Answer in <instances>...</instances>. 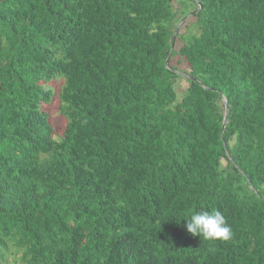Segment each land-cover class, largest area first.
<instances>
[{"label":"trees","instance_id":"16d2710c","mask_svg":"<svg viewBox=\"0 0 264 264\" xmlns=\"http://www.w3.org/2000/svg\"><path fill=\"white\" fill-rule=\"evenodd\" d=\"M58 79L60 141L42 110ZM212 209L231 239L187 232ZM11 257L264 264V0H0V264Z\"/></svg>","mask_w":264,"mask_h":264},{"label":"rangeland","instance_id":"374dc122","mask_svg":"<svg viewBox=\"0 0 264 264\" xmlns=\"http://www.w3.org/2000/svg\"><path fill=\"white\" fill-rule=\"evenodd\" d=\"M174 5L176 8L180 7L176 2L174 3ZM180 23H181L180 29H181L182 33L184 34L187 31L185 29V28H187L186 25L195 23V19L192 16H189L186 18V20H184ZM191 31H192V33H194V28H192ZM175 42H176V40H175ZM175 42H174V48H176L177 50H180L181 47L183 46L184 42L179 41L176 45H175ZM180 69L183 72L188 71L185 66H181ZM183 72H180V74L183 75V79H179V81L176 84V92H177L180 100L184 97V95L187 91V87H188V85L186 84V79H185L186 74ZM55 81H53L54 82L53 84L47 85V87L53 91L52 102L50 105H44L42 107V110L45 111L49 115L50 122H51V124L55 130L54 138L57 141H60L64 132H65L66 126L68 124V120L62 116L61 111H60L61 103H60L59 98H60V94L62 92V89L64 87V79H58L56 82ZM3 264H14V258L11 257L8 260V262L3 263Z\"/></svg>","mask_w":264,"mask_h":264},{"label":"clouds","instance_id":"9594fccd","mask_svg":"<svg viewBox=\"0 0 264 264\" xmlns=\"http://www.w3.org/2000/svg\"><path fill=\"white\" fill-rule=\"evenodd\" d=\"M185 220H187V232L194 237H200L202 241H227L231 239L233 234L226 217L216 209L193 212Z\"/></svg>","mask_w":264,"mask_h":264},{"label":"water","instance_id":"95a60500","mask_svg":"<svg viewBox=\"0 0 264 264\" xmlns=\"http://www.w3.org/2000/svg\"><path fill=\"white\" fill-rule=\"evenodd\" d=\"M180 27H181V23L179 24V26H178V28H177V30L175 32L174 40H176V38H177V36L179 34ZM224 103H225V106H226V112H225V119H224V126H223V128L225 129L226 128V122H227V116L229 114V104H228V102L226 100L224 101ZM223 139H224V137H223Z\"/></svg>","mask_w":264,"mask_h":264}]
</instances>
